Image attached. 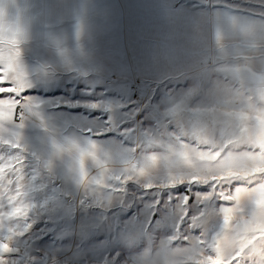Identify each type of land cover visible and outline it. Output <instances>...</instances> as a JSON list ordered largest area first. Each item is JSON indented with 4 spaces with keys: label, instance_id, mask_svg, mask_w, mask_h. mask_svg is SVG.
<instances>
[{
    "label": "rangeland",
    "instance_id": "1",
    "mask_svg": "<svg viewBox=\"0 0 264 264\" xmlns=\"http://www.w3.org/2000/svg\"><path fill=\"white\" fill-rule=\"evenodd\" d=\"M21 1L0 0L7 9L0 62L11 67L18 38L25 90L16 97L17 110L26 112L23 121L6 125L19 133L22 150L0 144L5 162L22 158L19 175L7 177L12 185L0 182V213L10 211L8 197L17 187L21 203L32 209L27 220L6 221L24 233L8 259L187 264L201 240L210 247L222 232V208L231 204L189 179L264 173V88L240 87L222 75L217 34L211 65L209 28L200 14L208 0H94L84 20L71 16L66 23L69 32L81 30L75 40L81 45L67 48L81 52V87L61 88L36 67L50 58L45 46L28 44L30 5ZM252 24H244L247 31ZM242 27L226 24L235 35ZM50 56L70 54L59 49ZM256 187L264 192V179ZM251 210L245 202L242 214ZM257 227L264 228V220Z\"/></svg>",
    "mask_w": 264,
    "mask_h": 264
},
{
    "label": "crops",
    "instance_id": "2",
    "mask_svg": "<svg viewBox=\"0 0 264 264\" xmlns=\"http://www.w3.org/2000/svg\"><path fill=\"white\" fill-rule=\"evenodd\" d=\"M260 1L255 3L253 0H240V4L237 3L239 7L237 5L230 6L228 3L224 4L226 2L221 5H214L213 0H208L200 13L206 20L204 22L202 19L201 23L209 28L208 44L211 49V65H214L213 50L215 35L217 34L222 39L218 46L220 52L218 53L219 62H217L222 68L221 73L240 87L264 88V43H262L264 42V0ZM94 2V0H81V3L80 0H22L19 3L22 7L30 5L29 22L31 25L28 44L31 47L45 46L47 57L50 58L45 62H38L36 67L40 71H47L46 78L48 80H60L61 83L56 84L60 85L61 88L74 85L81 87V75H79L81 72V52L76 50L77 46L81 45V40L75 41L81 38V30L69 32L66 23L71 21V16L73 17L72 21L80 23L86 16L85 7ZM96 2L101 3L99 0ZM16 4L14 2V5ZM0 7H4L0 13V23H2L1 28L3 29L4 19L7 18V9L4 3H1ZM80 11L81 14H79ZM14 15V19L18 20V15L15 13ZM236 21L242 23L243 27L242 29L239 28L238 34L235 35L234 32L226 28V24ZM248 22L253 23L250 31H247V27L244 25ZM37 30L39 35L35 38L32 31L37 32ZM226 34L232 38L225 37ZM0 39L4 38L1 37ZM0 43H4V41H0ZM228 43L236 44L221 46ZM68 47L76 48L67 50ZM59 49L64 54H70V56H61L56 59L55 56H50L51 54L55 55V50ZM73 55H75V60L71 59ZM31 61L34 62V59ZM38 73L35 72V74Z\"/></svg>",
    "mask_w": 264,
    "mask_h": 264
},
{
    "label": "snow or ice",
    "instance_id": "3",
    "mask_svg": "<svg viewBox=\"0 0 264 264\" xmlns=\"http://www.w3.org/2000/svg\"><path fill=\"white\" fill-rule=\"evenodd\" d=\"M13 45L15 50L12 53L11 67H6V62H0V144H7L14 149L22 150L19 133L6 128L7 124L16 121V110L21 106V101L16 97H19L25 90V76L20 68L21 52L18 38L13 41ZM20 119H23V113L20 114ZM224 155L225 153H221V157ZM237 162L242 165L251 163L249 160ZM21 163L22 158L19 156L10 157L7 162L4 158H0V182L5 181L11 174L18 176L21 172ZM262 179H264V173H256L255 178H232L217 175L215 179H208L207 182H201L196 178L189 179L192 182L210 185L221 200L231 202V204L222 208V232L210 247L201 240V246L195 250L194 255L187 258V264H241L244 258L251 261V264H264V228L257 227L258 223L264 220V207H261L264 192H260L256 187L261 184ZM237 181L243 182V185L233 189L231 182ZM7 183L10 186L13 181L7 179ZM20 192V188L17 187L15 194L8 197L10 211L0 213V264H14L8 256L18 251L13 246V241L18 235L24 234L20 224L8 223L6 225V221L27 220L32 209V205L21 203V197L17 195ZM204 198L207 199L208 196L205 195ZM245 202H250L252 205L250 214H242V206ZM27 226L25 224L23 227ZM229 233L232 235L229 236ZM184 239L187 240V237Z\"/></svg>",
    "mask_w": 264,
    "mask_h": 264
},
{
    "label": "built area",
    "instance_id": "4",
    "mask_svg": "<svg viewBox=\"0 0 264 264\" xmlns=\"http://www.w3.org/2000/svg\"><path fill=\"white\" fill-rule=\"evenodd\" d=\"M21 113H23V117H24V115L26 114V112H25V110H24L23 108H20V109L17 110L16 121H19V122H20V121L23 120V119H22V120L20 119V114H21Z\"/></svg>",
    "mask_w": 264,
    "mask_h": 264
}]
</instances>
